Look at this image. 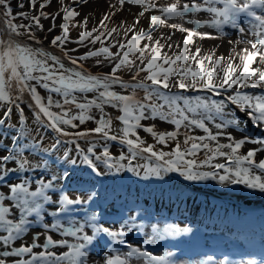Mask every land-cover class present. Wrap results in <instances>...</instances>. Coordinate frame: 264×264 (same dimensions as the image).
Masks as SVG:
<instances>
[{"label":"snow or ice","instance_id":"1","mask_svg":"<svg viewBox=\"0 0 264 264\" xmlns=\"http://www.w3.org/2000/svg\"><path fill=\"white\" fill-rule=\"evenodd\" d=\"M52 0H27L30 9H35V15H29L23 11L25 3L17 0V6L21 11L14 12L11 6V0H0V24L3 25L0 31V105H5L2 116H0V126L6 125V120L11 118L13 107L17 110L18 125L8 124L9 130H14L11 136L12 143L16 148H8L7 154L0 156V183L5 184L8 193L0 191V264H8L6 259L9 257H19L13 260L11 264H88L89 246L93 245L97 237L103 233L115 244L124 245L126 241L123 237L127 234L123 229L131 232L133 226L128 223L121 225L120 231H113L109 227L97 224L96 216L93 214L85 223L79 224L69 222L65 227L60 220L61 213L69 210V206L78 205L84 201L79 198H70L64 193L63 188L59 190L56 187L57 180L68 178V171L62 175L53 174L50 179L43 178L32 181L22 173L43 169L47 171L49 164L47 160H41L35 164L23 156V150L30 152L40 150L42 152L54 151L62 144L72 143L75 146V156L71 155L72 149H66L63 153V161L72 166L78 162L85 165L91 175L103 177L113 175L121 171L132 172L139 176L140 172L132 166V160L128 159V165L120 163L127 159L123 154L113 160L108 147L105 145L101 155H96V143L90 142L87 148H82L77 142L80 139L88 140L91 134H99L105 140L117 141L122 145H127L131 157L135 158L142 153H148L149 159L154 158L162 163L144 165V179L150 176L160 177L162 173L179 172L186 181H207L215 180L220 185H243L249 190H255L264 194V159L256 161L258 153L264 152V147H256L241 153L242 146L251 142L253 144L264 146V137L235 139L227 132L229 127H235L240 124L239 120L232 117L228 105L235 106L240 112H246L249 118L257 125L264 126V93L255 94L242 89H264V70L252 68L251 65L259 57L260 63H264V0H191V3L181 0L171 3L168 6L158 7L157 3H147V8L160 12L161 15L153 14L150 16V30H141L137 34H132L126 42H117L116 44L106 45L105 41L113 37L115 28L107 31H100L99 28L84 30L78 34L75 43L85 45L86 42L91 45L100 44L96 50L88 52L73 58L64 46L69 41L70 23L79 16L75 7L65 3V0H59V9L56 13L50 14L45 11ZM72 4H83L86 0H71ZM121 10L125 4L145 5L146 0H117ZM38 5V8H37ZM223 5V7H217ZM110 8L115 7L109 4ZM254 9H259L261 14H257ZM206 12L211 14L210 19H188L186 14ZM252 17V20L246 21L250 27L246 30L240 27L238 20L240 14ZM113 16L115 13L112 14ZM139 15L143 16L144 12ZM62 18L60 24L61 33L52 37L50 44L54 48H60L63 57L66 58L72 67H66L61 57L51 55L42 47H30L27 43L16 39V37L25 36L27 40L40 43L39 37L33 31L44 30L42 20L51 18L52 26L48 28L51 33L55 30V20ZM18 18L26 20L27 23H16ZM109 18L108 13L104 14L100 24ZM168 18H179L184 23L193 25L188 29L180 23L168 25L172 29H177L181 34L187 33L183 39V49L174 57L166 53L162 56L161 49L163 45L159 40L155 44H144L139 47L142 39L152 40V32L160 25L166 23ZM88 18L72 26H86ZM139 23V20L136 21ZM207 26L219 31L221 36L226 35L223 31L225 25L238 29L243 34L246 31L251 34V38L241 37L236 43L244 45L241 52H237L240 65L234 66L231 55L234 49H230V56L225 68H221L225 57L213 58L215 53L206 56L203 59L196 60L195 56L189 57L188 46L193 41L194 36L212 38L208 33L197 31L203 26ZM106 27V26H105ZM94 33H97L94 35ZM175 33H171L168 39ZM7 38H3V37ZM163 38V36H161ZM173 47L171 44L168 46ZM110 48H117V51H111ZM72 51H75L73 49ZM200 49L196 50L197 55ZM139 55H136V54ZM103 57V60H96V64L103 66L107 61L111 66L109 73L102 75L92 74L84 70L81 63L89 58ZM135 56V60L130 59ZM196 60L195 69L185 63L189 59ZM162 60V64L158 61ZM205 60L210 62L213 67L208 70L204 67ZM51 61V63H49ZM139 61L142 67L137 66L132 80L136 81L142 72L148 74L143 80L136 83H126L118 75V70L122 67H132ZM146 61V63H145ZM180 61V64H177ZM168 65V67H164ZM239 73L237 74V69ZM179 76L180 79L171 82V77ZM191 77L192 82L186 83L185 80ZM203 81V83H199ZM218 78V79H217ZM150 81L151 83H146ZM34 82V83H33ZM113 86H119L126 90L131 88L133 93L136 89L144 91L143 100H139L132 94H122L113 90ZM235 86V89H234ZM176 87L183 90H206L215 96H223L222 99H213L212 96H185L179 92H172L171 88ZM39 89L45 90L47 96H42ZM168 90V91H165ZM232 90V91H229ZM228 92L226 96L224 93ZM88 93L94 95L89 98ZM25 94L30 97L32 103L28 104L35 121V136L26 125V117L21 102ZM146 101V102H145ZM162 101V103H158ZM110 105L118 109L122 114L116 119L122 122L121 136L110 135L109 129L112 124L111 118H106L104 106ZM59 109L54 111L53 109ZM73 109L76 111L73 114ZM100 112L99 118L92 115V110ZM145 119L156 120L170 123L175 130L167 132L155 131V125H142L141 121ZM219 120V122H216ZM78 121L79 123H76ZM88 121H95L96 125L91 129H84L75 132L66 130V127L78 129ZM206 121L214 122L216 129L213 132ZM66 126V127H65ZM191 129L193 127L202 130L206 135H189L184 133V148L177 142L171 151H155L152 145L141 147L144 141L139 137L137 129L143 128L144 131L151 134L159 144L164 145L169 140H176L181 128ZM52 131L56 135L52 138L53 142L49 147H42L44 134L41 132ZM61 137H73L71 141L62 140ZM135 137V139L131 138ZM220 137H225L229 142L221 143ZM29 140L28 143H20ZM204 150L202 159L197 160L198 153ZM95 161L103 163L105 170L101 171ZM217 157L224 158L225 162H216ZM9 161L15 162L16 167L9 168ZM207 167L209 170H200ZM222 170V174H221ZM10 173L21 174L19 182L8 184L6 178ZM36 184L34 190H30V185ZM52 192L59 191L60 195L53 200L49 195ZM99 193L96 190L90 191L87 199L94 201ZM6 201L10 202L6 206ZM54 204L55 210L48 213L54 217L51 222H45V205ZM16 210L14 212L13 210ZM18 213V215H17ZM34 218V219H31ZM35 224L43 231H37L32 234L30 244H20L13 246L17 240H21L27 234L31 226ZM85 224L91 229V234L85 230ZM180 231L188 232L190 229L165 228L163 231L153 228L152 235L143 241V244H155L158 240H163L166 235H176ZM52 233H59L62 237H72L75 242L70 243L67 239H54ZM41 236L44 237L43 243H39ZM67 248V251L56 252L52 249ZM36 248L43 250L34 252ZM113 255L110 251L105 260V264H130L134 258L141 264H176L171 259L173 253L165 251L162 255L153 254L151 251L142 249L139 246L127 244V251L121 253L118 250ZM26 254H30V259H23ZM212 257L201 262L209 264ZM224 264H233L227 257L224 258ZM247 264H256L255 261H248Z\"/></svg>","mask_w":264,"mask_h":264},{"label":"rangeland","instance_id":"2","mask_svg":"<svg viewBox=\"0 0 264 264\" xmlns=\"http://www.w3.org/2000/svg\"><path fill=\"white\" fill-rule=\"evenodd\" d=\"M25 3V8L23 11L29 13V15H35L36 10L30 9L27 3V0H22ZM42 2V0H38V3ZM65 3L75 7L79 12V16H77L71 23L69 27V41L65 46L64 50L68 51L69 55L73 58L79 57L80 55L88 52L89 50H96L100 47V44L91 45L86 42L85 45H80L75 43L78 34L84 30H91L96 27L99 28L100 31H107L110 28H115L116 32L113 34V37L109 40L105 41L106 45L116 44L117 42H126L130 39L132 34H137L141 30L148 31L150 30V16L153 14L161 15L162 19L165 17L162 14H159L154 9L147 8V4L145 5H132L125 4L123 9L121 10L120 6L117 3V0H86L83 4H72L71 0H65ZM109 4L115 5V7L110 8ZM11 6L14 12L21 11V9L17 6V0H11ZM38 8V5H37ZM59 9V0H52L51 5L45 9L46 12L50 14H54ZM141 12H144V15H139ZM108 13L109 18L104 21V24L101 25L100 21L103 19L104 14ZM115 13L113 16L112 14ZM259 14H261L259 12ZM190 15L186 14V18ZM2 13H0V17ZM87 17L88 21L86 26H72L84 20ZM139 20L137 24L136 21ZM248 21V20H247ZM16 23H27L26 20L22 18H18ZM62 23V18L57 17L55 20L56 28L54 31L49 33L47 30L52 26L51 18L42 20V24L44 25V30L39 31L38 29H33L36 35L40 39V43L37 44L33 41H29L25 36L16 37L27 43L30 47H42L45 51L49 52L51 55H56L61 57L62 62L65 63L66 67H72L70 62L61 56L62 53H58L56 50L61 51L60 48H54L51 46L50 41L53 36L61 33L60 24ZM172 23H180L182 26L192 29L193 25L184 23L179 18H168L166 19V23L160 25L154 32H152V40L149 41L146 38L142 39L139 42V47H143L144 44H155L157 40H159V44L163 45L161 49V55L163 56L165 53L174 57V55H178L179 52L183 49V39L186 37L187 33L181 34L177 29H172L168 25ZM239 23V22H238ZM240 27H244L246 30L250 27L246 21H240ZM106 26V27H105ZM229 25L224 26V32L226 35L221 36L219 31L214 32V30H209L206 28H200L197 31L201 33H208L212 38H204L200 36H194L193 41L190 42L188 46V52L186 53L189 57L195 56L196 60L203 59L206 56L215 53L213 57H225V61H222L221 68H225L228 62V58L230 56V49H234L231 52V55L235 57L232 60L234 66L240 65L239 57L236 56L237 52H241L242 49L246 46L237 44L235 42L241 39V37L249 38V32H245L243 34L239 33L238 29L228 27ZM206 27V26H205ZM228 27V28H227ZM3 25L0 24V31H2ZM171 33H175L171 36L169 40L168 37ZM97 33H94V35ZM163 36V38H161ZM3 38H7L6 36ZM172 45L173 47L170 49L168 46ZM75 49V51H72ZM200 49L199 54L197 55L196 50ZM111 51H117V48H110ZM62 52V51H61ZM136 55H139L138 53ZM130 59L135 60V56H130ZM96 60H103V57H94L89 58L81 63L84 66V70L91 72L92 74L102 75L103 73H109L111 70V66L107 61H104L103 66L97 65ZM196 60L189 59L185 63V67L189 64L195 69ZM51 63V61H49ZM146 63V61H145ZM158 63L162 64V60L158 61ZM180 61H177V64H180ZM143 65L139 64V61H136L131 68L130 67H122L118 70L117 75L124 80L126 83L132 84L143 80L147 72H142L137 77L136 81L132 80V76L135 74L136 67ZM164 67H168V65H164ZM204 67L210 70L213 65L205 60ZM252 68H260L264 70V63H260L259 57L251 65ZM239 68L237 69V74L239 73ZM180 79V77L173 76L171 77L170 83ZM218 79V78H217ZM186 83H191L192 78L188 77L185 80ZM199 83H203V81H199ZM34 83V82H33ZM146 83H151L150 81H146ZM235 89V86H234ZM113 90L121 92L122 94H132L139 100H143L144 91L142 89H136L133 93L132 89L122 90L119 86H113ZM38 91L42 96H47V93L43 89H39ZM168 91V90H165ZM172 92H179L185 96H212L213 99H222L223 96H215L213 93L208 92L206 90L195 91V90H183L178 89L176 87L171 88ZM232 91V90H229ZM242 91H248L255 94L264 93V89H242ZM228 92L224 93L226 96ZM89 98H91L94 94L88 93ZM28 96V95H27ZM27 96H24L21 107L24 110L26 117V127L30 132L33 133L36 140H39V135H36V127L33 114L31 109H29L28 104L32 103L30 97L28 99ZM146 102V101H145ZM158 103H162V101H158ZM5 105H0V116H2L3 109ZM229 111H231L232 117L239 120L240 124L235 127H229L227 132L230 133L235 139L239 140L241 138H256L260 139L264 137V126H259L255 124L247 115L246 112H240L239 109L235 108V106L228 105ZM54 111H59V109H53ZM78 111L73 109V114ZM104 112L107 114L106 118H111L112 124L109 129L110 135H117L118 137L122 135L121 128L123 127L122 122L117 120L116 118L122 113L116 109L111 107L110 105L104 106ZM92 115L99 118L100 112L96 109L92 110ZM216 122H219L217 120ZM76 123H79L76 121ZM8 124L18 125V114L17 110L13 107L11 118L6 120L5 126H0V156L7 154L8 148H16V145L12 143L11 136L14 134V130H9L7 128ZM142 125H155V131L157 132H167L175 130L174 126L170 123L160 121L159 119H145L141 121ZM206 125L215 132L216 129L214 127V122L206 121ZM96 125L95 121H88L84 125H81L78 129H71L70 127H66L67 131L75 132L84 129L94 128ZM188 132L189 135H206L202 130L198 128L184 129L183 127L179 130V134L176 140H169L166 144L161 145L157 142V140L149 133L144 131L143 128L137 129V133L139 137L144 141L141 147H147L148 145H152L155 151H171L175 144L179 142L181 144L182 149L185 147L183 144V140L185 138L184 133ZM41 132L44 134V140L42 141V147L47 148L53 142V137L56 135L52 131L44 132L41 129ZM135 139V137H131ZM62 140L71 141L73 137H61ZM221 143H228L229 141L225 137H220ZM82 148H87L90 142L96 143V155H101L106 145L109 149L110 155L113 157V160L117 159L120 154H123L127 159L120 161V163L125 166L128 165V159L132 160V166L137 168V171L140 172V175L137 176L132 172L121 171L119 173H115L113 175H106L103 177H96L95 175H91L89 169L78 162L76 166L69 165L64 163L63 161V153L66 149H72L71 155L75 156V146L72 143H66L59 146L58 149L49 152H42L37 150L35 152H30L29 150H23L24 158L28 159L30 163H37L39 161L47 160L49 164V168L47 171L43 169H36L35 171H28L22 173L23 176L29 177L32 181L43 178L48 180L51 178L53 174L60 176L64 171H68L69 176L65 180H57L56 187L59 190L61 187L63 188L64 193L71 196H85L88 197L90 191L96 190L99 195L97 203H100L102 199L101 196L105 199L107 203V207L109 208H118L116 210H120V212L126 213V215L122 213L116 214H105L104 223H108L111 226H118L121 224L128 216L140 215L141 220H147L150 217V213L153 214L154 219L158 217H164L169 226H174V224H179L182 228H187L192 231V228H201L203 232H206L209 235L215 236H225L231 241H235L236 245L241 246L237 249H240L242 252L240 260L244 262L245 260L251 261V259L264 261V194L255 191L249 190L245 188L243 185H228L227 187L220 185L215 180H207V181H186L179 172L176 173V176H173L171 173H162L160 177L150 176L147 179H144V165L162 163V161H156L154 158L149 159L148 153H142L141 155L136 156L135 158L131 157V153L128 151L127 145H122L119 143V139L117 141L105 140L99 134H91L88 140L80 139L77 141ZM20 143H28L30 148V141L24 140ZM256 147H264L261 145L253 144L251 142L242 146L240 152L246 153L247 150L253 149ZM204 156V150H201L197 157V160L202 159ZM95 161V156L92 157ZM256 161L260 159H264V152L258 153L257 157L254 158ZM98 164V167L101 171L105 170V166L103 163L99 161H95ZM216 162H225L224 158L217 157ZM17 165L13 161H9L7 167L12 168ZM200 170H209L207 167H204ZM222 174V170H221ZM21 174L10 173L6 178V182L8 184L19 182V176ZM181 178V179H179ZM8 189L5 184L0 183V189L4 190ZM36 187L35 183L30 185V189ZM52 194H60L59 191L52 192ZM113 206V207H112ZM118 206V207H117ZM57 206L51 204L49 206L50 210H54ZM251 207L261 208L258 211L251 212ZM127 208L128 210H125ZM127 211V212H126ZM236 211V212H235ZM102 212V211H101ZM143 213V214H142ZM109 215V216H108ZM113 215V216H112ZM146 216V217H145ZM122 217V218H121ZM144 217V218H143ZM148 217V218H147ZM117 219V220H116ZM235 219L240 220L242 222V229L238 232H235L234 222ZM49 221V220H48ZM172 222L173 225H170ZM250 221V222H249ZM178 225V226H179ZM249 226V227H248ZM258 228V229H257ZM139 244V240H136ZM98 244V245H97ZM96 246L88 251V264H105V260L107 258V250L110 248L106 243L102 245V243H96ZM108 247V248H107ZM263 251V252H262ZM221 254L218 253V257L216 256L214 259L215 264H220L222 258ZM255 257V258H253ZM260 257V258H258ZM246 262V261H245ZM263 264V263H262Z\"/></svg>","mask_w":264,"mask_h":264},{"label":"bare ground","instance_id":"3","mask_svg":"<svg viewBox=\"0 0 264 264\" xmlns=\"http://www.w3.org/2000/svg\"><path fill=\"white\" fill-rule=\"evenodd\" d=\"M105 1H107V0H105ZM152 2L157 3L158 7H164V6L170 5L171 3L176 2V0H146V4L152 3ZM184 2L191 3V0H181V5ZM217 7H223V5H217ZM254 10L257 12V14H259V12H260L259 9H254ZM159 14H161V13L159 12ZM210 18H211V14L206 13V12H199V13H190V15L186 18V20H188V19H200L203 21L205 19H210ZM247 20L248 21L252 20V17H248V16H246L245 13H241L240 19L238 20V22L240 23V21H247ZM205 26H203L202 28H206V30L212 29V28H209L207 26L205 27ZM228 27H231V26L229 25ZM212 30H214V32H218L216 29H212ZM223 31H224V29H223ZM248 37L251 38V34H249ZM235 45H236V42H235ZM25 96H27V94H25ZM26 98L28 99V96ZM171 174L173 176L177 177L176 173H171ZM179 179H181V178H179ZM34 189L35 188L30 189V190H34ZM0 191H3L5 194H7L9 190L8 189H4V190L0 189ZM48 194L52 196L53 200L57 199L60 195V194H56V195L52 194L51 190H49ZM70 198H79V199L83 200L84 202L81 204H78V205H71V206H69V210L67 212L60 214L59 218L65 227L70 226L69 225L70 221L76 222L79 224H83L93 214H95V216H96L95 222L97 224H102L103 226L109 227L113 231H120L121 225L125 224V222L128 223V226H133V230L131 232L127 231V227H125L123 229L127 233L123 237V239L126 241V243L124 245L113 243L108 236L101 233L97 237V239L94 241L93 245L89 246L87 251L92 250L96 246L95 244L97 242L102 243V245H104V243H106L107 246L110 248L109 250H107V253H109L111 251L112 254L115 255L116 251H114V250H118L119 252L123 253V252L127 251V244H132L134 246H139L142 249H146L148 251H151L153 254H157V255H162L165 251H171L174 254L171 259L175 260L176 264H201V262L207 260L208 257H212V260H214V258L216 256L218 257V253L221 254V256H222L221 257L222 260H221L220 264H224V258L225 257H227L229 259V261L233 262V264H247V262H248L247 260H245L246 262L245 261L242 262V260H236L235 256L233 255V252L238 251L239 254H241L243 251H241L240 249H237L241 246L236 245L235 241H231L222 235H219V236L209 235L206 232H203V230L201 228L196 229L193 227L192 231L191 230L188 232L180 231L176 235H166L163 240H158L155 244L150 243V244L145 245V244H143V241L152 235V229L154 227L161 230V231H163V229H165V228H172L173 230L175 228H179V229H185V228H182L179 224H174V226H169L166 223L168 221L165 220L164 217H158L157 216V218L154 219L153 214H151V213H150V217L149 218L147 217L148 218L147 220H141V221H138V220L142 216L134 215V216L129 217V214H127L128 215V216H126L127 218L121 224H119L118 226H111V225H108V223L107 224L104 223L105 222V220H104L105 214L110 215V214L122 213V214L126 215V213L120 212V210L119 211L116 210V209H118L116 207L115 208L107 207L108 205H107L105 199L103 198V196H101L102 199L100 200V203H97V201H99L98 200L99 197H97L94 201H89L87 199V197L81 196L79 194H78V196L74 195V196H71ZM8 204H10V202L6 201V206ZM50 205L51 204L45 205V212H44L45 222H51L54 219V217L48 215L49 212L53 211V210L49 209ZM259 209H261V208L251 207L248 210L257 211ZM125 210H128V209L125 208ZM13 211L16 212L15 209ZM263 214H264V212H263ZM17 215H18V213H17ZM31 219H34V218H31ZM169 223H171L170 225H173L171 221ZM241 226L242 225L240 224V227ZM85 230L89 234H91V229L87 227V224H85ZM37 231H43V230L41 228H39L37 225L33 224L31 226L29 232L27 234H25L21 240H17L13 246H20V244H30L32 241V234L34 232H37ZM0 234H2V233H0ZM52 235H53L54 239H67L70 243L75 242L74 238L62 237V236H60L59 233H52ZM43 240H44V237L41 236V238L38 242L42 244ZM136 240H139V244L136 242ZM0 250H2V248H0ZM41 250H43V249L36 248L33 251L38 253ZM52 250L60 253L63 251H67V248L65 247L63 249H52ZM30 258H31L30 254H26L23 257V259H30ZM253 258H255V257H253ZM258 258H260V257H258ZM4 259H6L8 264H11V262L13 260H17L20 258L19 257H9V258H4ZM262 259H264V258H262ZM251 261H255L256 264H262V263L264 264V261L256 260V258L251 259ZM130 264H141V262L136 261L133 258L131 260ZM209 264H211V261L209 262Z\"/></svg>","mask_w":264,"mask_h":264},{"label":"flooded vegetation","instance_id":"4","mask_svg":"<svg viewBox=\"0 0 264 264\" xmlns=\"http://www.w3.org/2000/svg\"><path fill=\"white\" fill-rule=\"evenodd\" d=\"M38 47V46H37ZM58 53H62L61 51H59V50H56ZM61 56L63 57V54H61Z\"/></svg>","mask_w":264,"mask_h":264}]
</instances>
